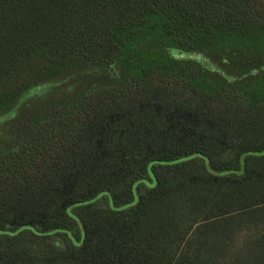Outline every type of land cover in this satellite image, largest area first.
Returning a JSON list of instances; mask_svg holds the SVG:
<instances>
[{"label": "trees", "instance_id": "1", "mask_svg": "<svg viewBox=\"0 0 264 264\" xmlns=\"http://www.w3.org/2000/svg\"><path fill=\"white\" fill-rule=\"evenodd\" d=\"M0 264H264V0H0Z\"/></svg>", "mask_w": 264, "mask_h": 264}, {"label": "rangeland", "instance_id": "2", "mask_svg": "<svg viewBox=\"0 0 264 264\" xmlns=\"http://www.w3.org/2000/svg\"><path fill=\"white\" fill-rule=\"evenodd\" d=\"M188 56H190V54L189 53H185L184 55H182V57H188Z\"/></svg>", "mask_w": 264, "mask_h": 264}]
</instances>
